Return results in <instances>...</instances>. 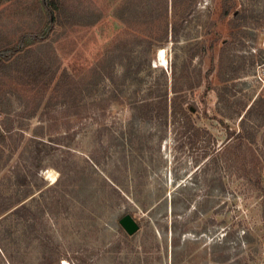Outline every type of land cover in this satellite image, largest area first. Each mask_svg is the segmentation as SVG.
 <instances>
[{"label":"rangeland","instance_id":"obj_1","mask_svg":"<svg viewBox=\"0 0 264 264\" xmlns=\"http://www.w3.org/2000/svg\"><path fill=\"white\" fill-rule=\"evenodd\" d=\"M25 33L0 62V264H264V0H0V50Z\"/></svg>","mask_w":264,"mask_h":264},{"label":"trees","instance_id":"obj_2","mask_svg":"<svg viewBox=\"0 0 264 264\" xmlns=\"http://www.w3.org/2000/svg\"><path fill=\"white\" fill-rule=\"evenodd\" d=\"M45 6L49 14V22H48L49 29H53L54 23L57 18L55 9L60 10V8L56 6L54 2L49 5L48 1H46ZM169 24L170 23L168 17H166V20H164L163 23L161 22L159 24L162 26V31L164 32V36L168 34L167 29ZM45 38H46L45 35H38L35 33H25L15 45L0 50V62L7 61V62H11V65H14V62L20 59L19 56H21L23 51L26 50L28 42L33 41L35 43H41L44 41ZM162 48L163 46L160 47V49ZM22 74L25 75L24 77H26L27 79V81H25L26 84L28 86L32 85L34 88H37L39 92L40 91L46 92L47 90L50 89L52 85H56L57 87L59 83V81L56 83L58 70L54 68L53 58L46 59L40 57L39 60L36 59L34 62L29 63L25 66ZM65 75H66V70L62 73V76ZM4 212L5 211L2 209L0 205V215L3 214ZM19 212H20V208L16 209L14 211V214H17ZM121 231L124 232V235L128 236V234L123 228H121ZM41 264H61V257L54 259V261L46 257Z\"/></svg>","mask_w":264,"mask_h":264},{"label":"water","instance_id":"obj_3","mask_svg":"<svg viewBox=\"0 0 264 264\" xmlns=\"http://www.w3.org/2000/svg\"><path fill=\"white\" fill-rule=\"evenodd\" d=\"M120 225L128 235H134L140 228L139 223L130 214L120 220Z\"/></svg>","mask_w":264,"mask_h":264},{"label":"bare ground","instance_id":"obj_4","mask_svg":"<svg viewBox=\"0 0 264 264\" xmlns=\"http://www.w3.org/2000/svg\"><path fill=\"white\" fill-rule=\"evenodd\" d=\"M156 65H166L167 64V56H166V50L160 49L158 53V60L155 62Z\"/></svg>","mask_w":264,"mask_h":264}]
</instances>
